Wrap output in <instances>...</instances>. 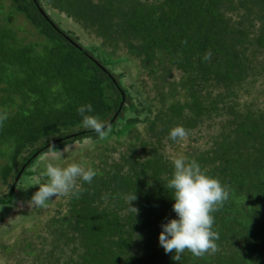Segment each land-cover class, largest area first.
Here are the masks:
<instances>
[{
	"label": "trees",
	"instance_id": "obj_1",
	"mask_svg": "<svg viewBox=\"0 0 264 264\" xmlns=\"http://www.w3.org/2000/svg\"><path fill=\"white\" fill-rule=\"evenodd\" d=\"M88 103L106 139L82 127ZM5 113L0 233L21 230L2 241L0 264H264V0H0ZM178 125L183 141L168 138ZM181 155L230 196L212 213L219 250L174 261L159 235L178 219L167 182ZM48 162L96 175L77 178V195L4 218L31 200L21 179L38 190Z\"/></svg>",
	"mask_w": 264,
	"mask_h": 264
},
{
	"label": "clouds",
	"instance_id": "obj_2",
	"mask_svg": "<svg viewBox=\"0 0 264 264\" xmlns=\"http://www.w3.org/2000/svg\"><path fill=\"white\" fill-rule=\"evenodd\" d=\"M210 58L209 50L205 53L204 59ZM92 112L91 103L82 104L77 108L82 127L94 131L101 140L106 139L111 132L110 126L98 116L89 114ZM6 119V113L0 114V124ZM187 135V130L178 125L170 129L168 138L183 141ZM71 148L72 146L67 144L63 151H60L52 145L42 158L47 159L49 155L60 158L64 153L71 151ZM172 164L174 170L167 182V188L173 192L172 199L175 201L173 211L178 219L161 224L159 244L166 254L175 253L172 257L174 261H180L185 251L197 258L205 254H215L219 250L216 243L219 240V233L213 230L215 218L212 213L219 211L229 199V189L222 185L219 179L207 175L195 160L188 161L181 155L173 157ZM95 175L96 172L92 168L86 169L79 163H71L61 168L48 162L45 170L35 177L38 191L27 203L31 208H45L52 197L77 195V178L91 183ZM125 199L129 204V210L138 214V209L132 206L133 201L137 199L136 194H130Z\"/></svg>",
	"mask_w": 264,
	"mask_h": 264
},
{
	"label": "rangeland",
	"instance_id": "obj_3",
	"mask_svg": "<svg viewBox=\"0 0 264 264\" xmlns=\"http://www.w3.org/2000/svg\"><path fill=\"white\" fill-rule=\"evenodd\" d=\"M37 165H39L38 163H37ZM36 165V166H37ZM36 177V176H35ZM21 180H23L22 181V184H21V189H23L24 191H25V193L27 192V194L28 195H31L30 197L32 198V196H33V194L35 193V191H38L37 189H36V185H35V180L33 181L32 179H26L25 177H23ZM0 186H1V180H0ZM0 189H1V187H0ZM26 201H30V199L29 200H27V198H25L24 196H22V197H20L19 198V200H18V203L15 205V206H10V208H9V210H2L1 211V214L4 216V218H7V217H10L12 214H14L17 210H18V205H20V206H24L25 204H26ZM24 204V205H23ZM54 204H55V202H54ZM8 208V207H7ZM28 220H29V218H27ZM26 219V220H27ZM24 220V219H23ZM32 221H33V219L32 220H30V221H28V223L26 224V227L27 228H30L31 227V223H32ZM17 226V229H18V232L21 230L20 229V224H18V225H16ZM17 229H16V232H17ZM13 230H7L5 233H0V245H2V243L3 242H5V243H7V242H9V241H14V239H15V234L14 233H16V232H12ZM24 231L23 232H21V235L22 236H24ZM40 234L41 235H44V233L43 232H41L40 231ZM28 235H32L33 236V233H31V234H28ZM17 237V236H16ZM33 240H36L35 238H32ZM3 241V242H2ZM35 245L36 246H39V244L36 242L35 243ZM23 251H22V249H17L16 250V252H15V256H16V258L18 259V258H23V253H22ZM2 254V248H1V246H0V259H1V255ZM33 260L32 259H30V260H28L27 262L28 263H31ZM14 264V263H13Z\"/></svg>",
	"mask_w": 264,
	"mask_h": 264
},
{
	"label": "water",
	"instance_id": "obj_4",
	"mask_svg": "<svg viewBox=\"0 0 264 264\" xmlns=\"http://www.w3.org/2000/svg\"><path fill=\"white\" fill-rule=\"evenodd\" d=\"M116 118V117H115ZM115 119H113V121H114Z\"/></svg>",
	"mask_w": 264,
	"mask_h": 264
}]
</instances>
